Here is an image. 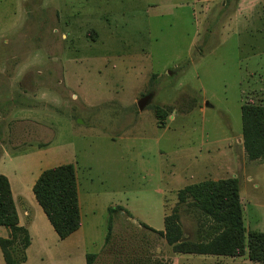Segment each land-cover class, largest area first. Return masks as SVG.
Segmentation results:
<instances>
[{"label":"rangeland","instance_id":"1","mask_svg":"<svg viewBox=\"0 0 264 264\" xmlns=\"http://www.w3.org/2000/svg\"><path fill=\"white\" fill-rule=\"evenodd\" d=\"M0 50L26 54L14 77L25 74L53 131L49 157L5 170L28 182L72 163L82 214L73 240L28 264H81L82 248L92 264H177L184 252L138 221L162 229L164 201L170 215L195 171L197 181L237 177L245 234L264 231V160L243 148L240 111L264 105V0H0ZM204 157H225L223 172H206ZM118 204L130 212L110 214ZM176 212L185 240H198L200 211ZM220 255L196 264H264Z\"/></svg>","mask_w":264,"mask_h":264},{"label":"trees","instance_id":"2","mask_svg":"<svg viewBox=\"0 0 264 264\" xmlns=\"http://www.w3.org/2000/svg\"><path fill=\"white\" fill-rule=\"evenodd\" d=\"M240 111L243 148L249 159L264 160V105L243 103ZM158 113L159 109H156L157 119ZM32 190L60 238L67 237L79 228L77 179L72 163L42 170ZM177 197L179 206L185 203L200 211L201 228H206L198 240H185L183 237L176 220L178 205L173 213L165 216L164 231L142 224L164 237L173 245L174 251L230 256L247 253L249 260L264 262V231L249 230L245 234L237 177L205 179L191 183L178 190ZM118 210L128 212L120 205L108 208L110 214ZM170 219L175 221V230L170 227ZM0 225L8 229V236L0 237V249L5 263L24 262L30 237L27 228L18 224L9 181L3 174H0ZM111 232L109 229L105 244L110 242ZM96 257V253H87L86 263L92 264Z\"/></svg>","mask_w":264,"mask_h":264},{"label":"crops","instance_id":"3","mask_svg":"<svg viewBox=\"0 0 264 264\" xmlns=\"http://www.w3.org/2000/svg\"><path fill=\"white\" fill-rule=\"evenodd\" d=\"M65 37H66V32H62V38ZM24 57H26V54L8 52V51L1 52L0 50V125L1 127L5 125L3 128L0 129L3 135L0 136V174L5 175L9 181L11 195L17 210L18 224L27 228L30 237V243L25 249L26 260L20 264H28L32 254L42 255L43 253L46 252L51 253L52 250H54V248L57 246V244L69 242L70 240H73L75 234H78L77 232L80 229V227L82 230V214L80 213L79 228L74 232H72L67 237L60 238L56 233V231L54 230V228L52 227L51 223L49 222L43 209L37 202L32 190L33 184L42 170L65 163H60L48 167L43 166V168H41L38 173L33 174L31 176L28 182L24 181V179H22L19 175L12 172L9 173L5 170L7 167L6 164L8 162H12L14 159L20 160L24 157H41V158L49 157V153L52 151L53 148L52 140H50L49 138L51 135H53V131L49 127V122H47V119L45 118V112L35 110L36 108H38L37 106L39 105V102L37 100L40 96H38L36 93L31 91V86L29 84V81L26 80L25 77H23L25 76L24 73L21 74L19 77L17 76L14 77L13 74L15 70V65H17V63ZM38 60L39 59L37 58V61ZM22 103H25V105ZM44 104L47 105V108H49L48 106L50 102L48 103L45 102ZM3 121H6V124L9 121L11 122L8 125H6L5 123H3ZM18 123L25 125H18ZM28 128L30 131L27 130ZM19 129L21 131H19ZM5 146H26L28 148L22 149L18 153H7L5 150L1 149L2 147ZM214 158L216 160L215 163L213 161ZM219 158L220 157H204V161L208 162V164L206 165H209L207 166L209 170H206V172L211 171L212 173H218V174L223 172V168L226 166L225 164L226 158L225 157H221V159ZM223 158L225 163L222 165L217 160L222 161ZM193 176L196 177L199 175L196 171L192 172V174L189 176L190 182L182 183V186L180 188H183L185 185L191 183L199 182L197 180H192L194 178ZM77 194H78V205H79L80 202H79L78 188H77ZM121 206H123V208L127 210V208L124 205ZM164 207H165V214H164V218H165L168 208L166 205V201H164ZM127 211L130 212L129 210ZM79 212H80V205H79ZM164 218H163L164 226L162 229L155 228L144 221H138V222H141L142 224H145L154 230L164 231L165 229ZM7 236H8V229L0 225V237H7ZM87 253L88 252H86V250L82 248L81 264H87L86 263ZM207 255L209 254H196V253L184 252V253H176L174 255V259L178 261L177 264L183 262L186 264H196V261L198 260H203L204 258H210Z\"/></svg>","mask_w":264,"mask_h":264},{"label":"water","instance_id":"4","mask_svg":"<svg viewBox=\"0 0 264 264\" xmlns=\"http://www.w3.org/2000/svg\"><path fill=\"white\" fill-rule=\"evenodd\" d=\"M152 95L151 93L144 95L143 97H141L138 101H137V105L139 109H143L145 107V105L149 102V100L151 99Z\"/></svg>","mask_w":264,"mask_h":264}]
</instances>
